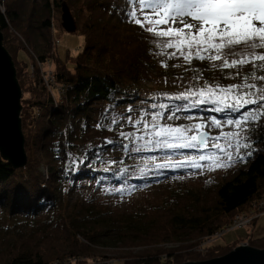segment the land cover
<instances>
[{
    "label": "trees",
    "instance_id": "1",
    "mask_svg": "<svg viewBox=\"0 0 264 264\" xmlns=\"http://www.w3.org/2000/svg\"><path fill=\"white\" fill-rule=\"evenodd\" d=\"M6 6L0 13V28L8 53V29L21 34L28 33V28L34 33L37 30L38 38L42 30L51 28V12L62 14V7L72 15L85 48L73 59L68 53L63 58L55 55L57 80L72 85L57 109H53L55 103L47 94L36 89L31 91L32 98L20 101L24 103L20 116L27 159L23 168L14 170L0 158V216L5 223L0 227V264H50L64 258L96 264L107 257L119 258L120 264H167L177 257L171 251L211 235L264 197L262 118L249 123L246 141L250 148L243 162L214 186L171 193L161 205L144 206L119 217L106 207L73 198L82 183L103 179L117 182L116 173L125 167L123 161L106 165L103 152L122 144L119 133H126L128 128L119 124L112 130L103 125L97 128L98 123L91 117L92 106L123 104L129 101L123 97L128 96L134 100L138 92L134 81L137 70L161 65L168 58L156 55L159 49L153 44L154 37L127 15L133 10L132 0H11ZM25 14L29 25L21 29ZM67 56L70 62L66 63ZM260 63L264 62L251 63L252 68L245 71L241 66L214 68L211 61L193 60L191 66L204 86L227 87L254 71L255 75H264V70L254 69V64ZM126 74L131 75L133 88L121 85ZM210 112L199 107L181 114L218 118H235L239 114ZM108 139L114 144H106ZM40 168L45 169V176ZM238 241L239 238L226 245L214 244L207 259L227 254ZM248 244L262 249L264 236ZM137 248V255H132ZM163 256L169 258L162 260Z\"/></svg>",
    "mask_w": 264,
    "mask_h": 264
},
{
    "label": "rangeland",
    "instance_id": "2",
    "mask_svg": "<svg viewBox=\"0 0 264 264\" xmlns=\"http://www.w3.org/2000/svg\"><path fill=\"white\" fill-rule=\"evenodd\" d=\"M10 1L11 0H0L2 11L6 9V4ZM79 6V2H77L76 9L80 12ZM135 7L137 16L140 17L141 13L139 6L135 5ZM75 13L77 14V12ZM23 16L24 15H22V19H24V21L20 26L21 29L29 25L26 14L25 18H23ZM188 22L191 21L189 20ZM77 28L78 26L76 29ZM27 31L28 33L24 31V33L21 34L18 31L15 32L12 29H8L5 34L6 44L10 50L9 54L15 63L16 77L22 93L21 99L25 98V100H27L28 98H32L31 91L36 89L38 92L41 91L43 95L47 94L55 104L57 103L56 106L53 107V109H57L58 104L61 103L65 94L68 92L65 93V91L62 90L67 83L57 80L55 55L63 58L65 53H68L72 59L76 58L78 54L81 55L85 48L83 38L77 30L73 33H68L62 29L61 12L58 11L51 12V28L47 31L42 30L38 38L35 36L38 33L37 30H35L34 33L28 28ZM168 51L171 52L173 50L169 49ZM194 61L195 63L209 62L208 60ZM24 62H26V64H24ZM65 62H70L68 56ZM166 63L168 65L167 67L154 65L139 68L134 76V81L137 84L136 87L138 90L137 97L134 100L130 96L123 97L129 99V101L123 104L116 102L96 103L92 106L91 117L96 123L108 128H112L113 125H116L111 123L112 118L116 117L118 121L117 124H119L118 126L128 128L126 133L131 132L136 135H144L143 125H135L134 127V122L143 118L150 125L152 122V114L162 111L163 115L160 118L161 124H170L174 127L181 126L189 129H192V126L195 124H205V128L201 131H205L208 134V146L170 149L148 145L137 152L132 150L133 147L143 145L144 141L133 140V142L130 143L129 140L123 138L122 144L111 147L103 152L106 165H110L115 161L124 162L125 167H122L121 171H118L115 175L114 180H117V182L103 179L100 182L82 183L75 189L72 195L73 198H79L87 203L92 202L99 206L106 207L110 209L114 217H119L133 213L144 206L161 205L171 193L185 189L196 191L203 188V186H214L221 181L226 172L243 162V155L248 151V148H250L244 147L245 143L249 144L246 141V137L250 129V122L243 125L241 129L229 126L226 123H222L221 128H215L211 125V117L214 115L206 117L195 114H181V112L192 111L199 107L204 111H211L210 113L212 114V112H215L212 111L215 106L212 104H202L199 107L185 108L184 106L189 103V101L173 99L174 97L180 96L181 93H186L189 89L192 91L199 90L204 87V83L202 79L199 78L197 70L192 67L191 64H187L182 57H173L168 59ZM251 68V63L241 66L242 71ZM132 81L131 75H123L121 85L123 87L129 86L133 88L130 83ZM249 82L264 87V81L250 78ZM245 90L255 91L254 89ZM161 103L169 105L170 109H175L176 106H180V110L176 112L175 119H167V117L172 114L169 110H161L158 107L155 109L152 108L153 104L159 105ZM20 104L22 111L24 103L22 104L20 102ZM24 107L25 110L32 112L26 106ZM258 107L260 106L248 105L246 108L242 109L241 112L257 109ZM260 110L263 111L264 108ZM238 115H240V113L237 114V116ZM129 117L131 118V122H129ZM216 118L223 122L229 117ZM237 131L240 132L239 139L241 146L239 151L234 147L228 149V151L233 154L232 160L229 161L226 153H221L218 149L212 147V138L220 135L221 132L228 133ZM190 134H195V130L193 129ZM145 139H147V137H145ZM215 142L220 143L221 146H227L228 143L235 144V140L231 138H222L220 141ZM124 144H128L127 149L123 147ZM201 155H215L228 166H212L208 160L200 161L198 158ZM189 158H195L201 167H192V161ZM100 168L104 171V167L101 166ZM40 170L45 176V169L40 168ZM261 212L260 214H256L258 217L252 220L251 226L248 229L232 230L225 233L219 239L216 237L214 240L206 236L198 239L192 245L182 246L183 249L179 251L174 249L170 253H174L177 257L167 264H183L186 262L209 260L206 256L209 248L214 244H230L237 238H239V241L235 244L234 248L239 246L250 247L248 244L249 241L264 236V210ZM254 216L255 215H253V217ZM226 224H228V222ZM4 225L5 223L0 216V227ZM165 247L169 248L170 246ZM133 251L132 255L135 253L137 255L139 248ZM123 256L127 255L124 254ZM167 258L169 257L163 256L161 259L166 260ZM118 259L119 258L113 260L107 257L105 261L97 260L96 264H120ZM66 261H68L66 258L58 260V262L63 264H94L93 261H85L84 259L69 260L70 262ZM55 262L56 261H52L50 264H54Z\"/></svg>",
    "mask_w": 264,
    "mask_h": 264
},
{
    "label": "snow or ice",
    "instance_id": "3",
    "mask_svg": "<svg viewBox=\"0 0 264 264\" xmlns=\"http://www.w3.org/2000/svg\"><path fill=\"white\" fill-rule=\"evenodd\" d=\"M132 3L133 10L127 15L136 25L154 37L153 44L159 49L156 55H163L168 59L182 57L189 65L193 60H208L212 62V67L220 69L238 68L256 61L264 62V51H262L264 50V0H132ZM135 5L139 6L140 17L137 16ZM189 20L191 22H188ZM169 49L173 51L169 52ZM217 61L220 62L218 65L215 63ZM161 65L168 66L166 61H162ZM254 69L264 70V63L254 64ZM236 76L240 77V72H237ZM250 78L264 81V75H255L254 71L245 74L239 83L230 84L227 87L206 84L197 91L189 89L173 99L189 101L185 108L212 104L215 106L212 111L215 112L240 113L235 118L229 117L223 122L213 116L211 125L221 128L222 123H226L241 129L249 122L264 118V111L260 110L264 108V87L250 83ZM248 105L260 107L241 112ZM157 107L172 112L167 117L168 120L175 119L176 112L180 110V106L170 109L169 105L164 103L152 105L153 109ZM162 115V111L153 113L150 125L143 118L134 122V127L143 125L144 135L131 132H120L119 135L130 143L133 140L144 141L143 145L133 147L132 150L137 152L148 145L170 149L208 146V134L201 131L205 128V124H195L192 129L174 127L170 124H161ZM128 119L131 122V118ZM117 122V118L113 117L111 123L117 124ZM96 127L100 128L101 125L98 123ZM193 129L195 134H190ZM239 137V131L221 132L220 135L212 138V147L221 153H226L228 160L231 161L233 154L228 149L234 147L239 151L241 146ZM222 138L234 139L235 144L228 143L227 146H221L220 143L215 142ZM105 143L112 145L114 141L108 139ZM123 147L127 149L128 144H124ZM244 147H250V145L245 143ZM248 155H252L251 150ZM189 159L192 161V167H201L195 158ZM198 159L208 160L215 167L228 166L215 155H201Z\"/></svg>",
    "mask_w": 264,
    "mask_h": 264
},
{
    "label": "water",
    "instance_id": "4",
    "mask_svg": "<svg viewBox=\"0 0 264 264\" xmlns=\"http://www.w3.org/2000/svg\"><path fill=\"white\" fill-rule=\"evenodd\" d=\"M61 27L68 33L76 31L75 22L65 7H62ZM21 96L14 62L3 46L0 28V158L14 170L26 165L20 117ZM183 264H264V249L239 246L218 258Z\"/></svg>",
    "mask_w": 264,
    "mask_h": 264
},
{
    "label": "built area",
    "instance_id": "5",
    "mask_svg": "<svg viewBox=\"0 0 264 264\" xmlns=\"http://www.w3.org/2000/svg\"><path fill=\"white\" fill-rule=\"evenodd\" d=\"M3 12L4 11H2L1 6H0V13L3 14ZM65 85L66 86H64L62 90L65 91V93H67L71 90V85H68V84H65ZM62 98H63V96H62ZM56 104H55V106H56ZM263 210H264V197H263L261 202L254 201V202H252V204L250 205V207H248V209L246 211L241 212V213H237L236 215H234L229 220L228 224H226L225 226L221 227L220 229L214 231L211 235H209L208 238H213V240H214V239H216V237H218V239H219L225 233H228L232 230L243 229V228L248 229L251 226L252 220L256 219L258 217V216H256V214L262 213L261 211H263ZM253 215H255V216L253 217ZM249 236H250V234H249ZM66 262H70V261L68 260ZM54 264H63V263H54Z\"/></svg>",
    "mask_w": 264,
    "mask_h": 264
},
{
    "label": "bare ground",
    "instance_id": "6",
    "mask_svg": "<svg viewBox=\"0 0 264 264\" xmlns=\"http://www.w3.org/2000/svg\"><path fill=\"white\" fill-rule=\"evenodd\" d=\"M262 199H263V198H261V199H259V200H256V201H258V202H261V201H262Z\"/></svg>",
    "mask_w": 264,
    "mask_h": 264
},
{
    "label": "clouds",
    "instance_id": "7",
    "mask_svg": "<svg viewBox=\"0 0 264 264\" xmlns=\"http://www.w3.org/2000/svg\"><path fill=\"white\" fill-rule=\"evenodd\" d=\"M68 84V83H67ZM72 89V88H71Z\"/></svg>",
    "mask_w": 264,
    "mask_h": 264
}]
</instances>
